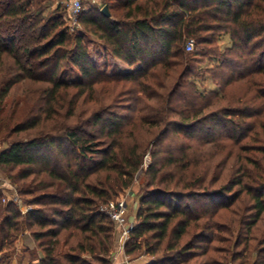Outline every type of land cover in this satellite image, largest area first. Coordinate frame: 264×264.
Wrapping results in <instances>:
<instances>
[{
	"label": "trees",
	"instance_id": "trees-1",
	"mask_svg": "<svg viewBox=\"0 0 264 264\" xmlns=\"http://www.w3.org/2000/svg\"><path fill=\"white\" fill-rule=\"evenodd\" d=\"M46 1L0 0V136L26 135L0 151V167L19 168L13 175L17 185L34 176L17 189L33 196L37 206L21 214L13 202L1 203L0 191V253L23 230L37 227L31 235L42 248L38 264H111L116 232L100 208L141 177L126 255L144 245L147 255L168 254L161 264L183 263L203 235L183 240L190 227H198L201 214L182 200L233 196L238 186L252 202V222L264 216V162L242 167L231 184L209 191L203 145H186L174 136L163 143L169 131L208 122L210 129L229 125L233 134L253 130L249 121L264 108V103L254 104L264 99V0H102L101 7L82 9L79 31L69 29L59 7L45 15ZM103 7L109 16L102 14ZM215 31L228 35V53L252 42L250 56L262 51L254 63L242 61L246 74L224 82L227 87L241 81L242 94L227 99L223 94L212 103L217 92L205 95L194 79ZM86 35L139 69L125 75L99 73ZM189 40L192 51L185 50ZM210 56L215 75L233 62L228 55ZM72 68L77 81L63 82L61 74ZM250 75L256 79H246ZM118 84L127 86L123 98L136 102L137 109L118 105L119 95L111 93ZM253 87L256 96H249ZM101 92H107L105 106L86 107V102L98 104ZM120 106L125 113L116 111ZM147 153L151 162L142 171ZM42 174L49 182L38 179ZM256 254L253 264H264V251Z\"/></svg>",
	"mask_w": 264,
	"mask_h": 264
},
{
	"label": "rangeland",
	"instance_id": "rangeland-1",
	"mask_svg": "<svg viewBox=\"0 0 264 264\" xmlns=\"http://www.w3.org/2000/svg\"><path fill=\"white\" fill-rule=\"evenodd\" d=\"M67 3L68 0H47L44 3L46 9L45 15L50 14L56 7H59V12H62L65 18ZM82 5L83 8L87 7V3L84 1ZM80 29L81 27L76 30L79 31ZM211 37L213 42L211 45L205 46V52L207 53L206 58H199L200 63L196 64L195 73L199 77L192 79L197 83V88L203 93L205 92V95L210 96L211 91L217 92L216 97L213 96L212 98L210 96L213 103L218 100L217 97L219 98L223 94H225L226 99L232 96L237 97L242 94L243 87L240 85L241 81L227 87H224V82L231 77L237 79L239 73L246 74L247 65H241L242 61H247L248 65H250L252 61L254 63L257 60L256 55L262 50H254L255 54L250 56L249 53L253 50L252 44L254 42H252L246 49L243 47L241 50L228 53L227 48L230 46V42L225 31H215L211 34ZM84 42L88 47L91 60L99 73L106 75H125L139 69L138 65L128 66L126 63L113 57L111 53L103 47L101 42L91 35H86ZM194 49L195 48H193V50ZM211 54L217 57L228 55L227 58L233 62L226 64L222 69H217L220 72L219 75H215L213 71H211L214 69L215 64L212 58H210ZM262 65H264V63H261V66ZM60 77L63 82L72 83L77 81V71L74 68L67 69L63 71ZM249 77L256 79V76L251 75L246 79H251ZM123 85L124 84L116 85L111 89V93L113 96L119 95L118 105H132L135 107L134 109H137L138 104H135L136 102H127V100H125L126 98H123V94L126 93L127 89V86ZM257 89V87H253L248 95L256 96ZM69 92L74 93L75 90L71 89ZM97 94H99V103L86 102V107L99 109L105 106L103 102L107 101V92ZM258 95L261 94L258 93ZM120 98L123 99L119 100ZM142 98L144 97L142 96L141 99ZM254 102L256 107H258V104L260 106L261 103H264V99L255 100ZM225 104L226 102L222 101L220 105ZM213 107L214 106H211L210 108ZM116 111L125 113L123 106H120ZM261 111L262 114L260 117L249 121L253 130L244 134L242 132L233 134L230 131L229 125H219L215 129H210L209 126L213 125V123L208 122L196 128L181 129L178 132L175 130L169 131V135L163 143H167V141L174 136L180 137L181 143L186 145L197 147L199 143L202 144L203 148L201 151H203L205 155V184L207 185L205 190L217 191L222 185L231 184L233 179L240 177L241 172L239 173L238 170L242 169V167L253 169L254 163L264 162V108H262ZM24 138H26L25 134L12 136L9 139H6L4 134H1L0 151L7 148L11 142ZM42 153L49 156V149H43ZM162 157L165 156L163 155ZM150 162L151 158L147 153L144 158L142 171L146 170ZM18 169L19 168L13 170L0 167L1 203L6 204L8 202H13L20 210V213L24 214L31 209H36L37 206L32 203L33 196L19 194L18 189L24 187L34 176H30V178L19 182L17 185L13 182V175H15ZM140 175L141 173L136 176V179H138ZM38 179H42L46 183L49 182V178L44 174L39 176ZM142 182L143 177L135 181L131 189L133 195L129 189H127L116 199L112 200L117 201L126 199L129 218L130 221L134 223L137 222L136 213L139 206L138 187H140ZM240 191L241 188L233 186L231 192L234 193L231 194L233 196H209L198 200L181 201L183 204L191 206L196 213L201 214L199 216L200 221L196 224L198 227H196L195 230L190 227L189 234L183 240H188L193 235H199V233L203 235V240L200 246L196 244L192 246L193 252L188 253L187 256L182 258L183 263L176 262L177 264H253V261L258 257V253L256 254V252L264 251V216L258 221L252 222L254 215V210L251 208L252 202L244 192ZM136 192L138 193L134 194ZM238 194L239 196L235 198V195ZM250 223L253 224L249 227ZM33 231L39 230L37 227H33L29 231L23 230L22 233H19L17 240L0 253V264H38L43 254L41 251L42 248L38 247V244L32 238L31 233ZM114 231L116 232V230ZM115 243L118 247L117 232ZM114 247L110 252L111 255L114 251ZM255 247H257L256 250ZM250 254H252V257L249 256ZM111 255H109L108 258L110 262ZM131 256L134 257L135 264H161L163 261H167L166 256H168V254H162L160 252L156 256L147 255L144 253V245H142V249Z\"/></svg>",
	"mask_w": 264,
	"mask_h": 264
},
{
	"label": "built area",
	"instance_id": "built-area-1",
	"mask_svg": "<svg viewBox=\"0 0 264 264\" xmlns=\"http://www.w3.org/2000/svg\"><path fill=\"white\" fill-rule=\"evenodd\" d=\"M83 0H68L66 9V22L71 31L80 28L78 18L83 9ZM193 49L192 42L186 43V51ZM113 225L118 234V248L124 250V247L130 239L131 231L136 223L130 221L126 199L109 202L104 208L100 209Z\"/></svg>",
	"mask_w": 264,
	"mask_h": 264
},
{
	"label": "crops",
	"instance_id": "crops-1",
	"mask_svg": "<svg viewBox=\"0 0 264 264\" xmlns=\"http://www.w3.org/2000/svg\"><path fill=\"white\" fill-rule=\"evenodd\" d=\"M87 3V7H101V1L102 0H83ZM86 7V8H87ZM85 8V9H86ZM132 187L129 189V191L132 192ZM139 191V187H138ZM138 192L134 193L137 194ZM133 195V194H132ZM111 264H135V259L131 255H126L124 250H120L115 243L114 251L111 255Z\"/></svg>",
	"mask_w": 264,
	"mask_h": 264
},
{
	"label": "water",
	"instance_id": "water-1",
	"mask_svg": "<svg viewBox=\"0 0 264 264\" xmlns=\"http://www.w3.org/2000/svg\"><path fill=\"white\" fill-rule=\"evenodd\" d=\"M102 14L105 15V16H109V12L107 10V7H103L102 10H101Z\"/></svg>",
	"mask_w": 264,
	"mask_h": 264
}]
</instances>
